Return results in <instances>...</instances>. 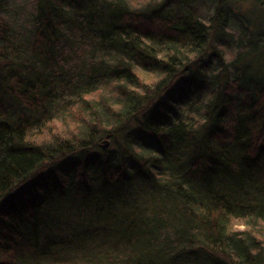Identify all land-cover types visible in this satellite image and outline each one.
<instances>
[{
  "label": "trees",
  "instance_id": "16d2710c",
  "mask_svg": "<svg viewBox=\"0 0 264 264\" xmlns=\"http://www.w3.org/2000/svg\"><path fill=\"white\" fill-rule=\"evenodd\" d=\"M249 3L0 0V264H264Z\"/></svg>",
  "mask_w": 264,
  "mask_h": 264
},
{
  "label": "rangeland",
  "instance_id": "374dc122",
  "mask_svg": "<svg viewBox=\"0 0 264 264\" xmlns=\"http://www.w3.org/2000/svg\"><path fill=\"white\" fill-rule=\"evenodd\" d=\"M144 0H132V2L136 5L139 3H142ZM9 5H10V9H12L11 12V18H12V25L13 28L18 30L22 29V33H25V31H29L31 25H32V14H34L36 12V5H37V0H9ZM253 8V4L249 3L247 5H245V7H243L242 9H240L241 14H244L245 16L251 18V16L249 14H252V16L256 17H260V20L264 23V15H261V10H259V15L256 13V9L255 12L253 11V13L250 12V10ZM258 12V11H257ZM255 14V15H254ZM28 33H25V36H27ZM22 35V34H21ZM17 37V35H15ZM20 36V35H19ZM18 36V37H19ZM20 38V37H19ZM15 44L17 45V48H19L20 46H24L23 43L21 42L20 39H23L22 36L20 39L17 40V38H15ZM69 78V76H68ZM65 234V233H63Z\"/></svg>",
  "mask_w": 264,
  "mask_h": 264
},
{
  "label": "water",
  "instance_id": "95a60500",
  "mask_svg": "<svg viewBox=\"0 0 264 264\" xmlns=\"http://www.w3.org/2000/svg\"><path fill=\"white\" fill-rule=\"evenodd\" d=\"M108 144H109V143H108L107 141H105L104 146L107 147Z\"/></svg>",
  "mask_w": 264,
  "mask_h": 264
}]
</instances>
